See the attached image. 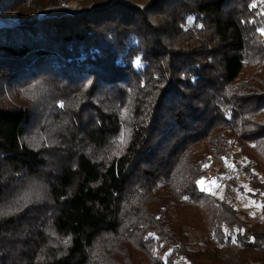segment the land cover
<instances>
[{
  "label": "trees",
  "instance_id": "trees-1",
  "mask_svg": "<svg viewBox=\"0 0 264 264\" xmlns=\"http://www.w3.org/2000/svg\"><path fill=\"white\" fill-rule=\"evenodd\" d=\"M140 2L0 0V264H264L197 183L236 155L264 198V10Z\"/></svg>",
  "mask_w": 264,
  "mask_h": 264
},
{
  "label": "rangeland",
  "instance_id": "rangeland-1",
  "mask_svg": "<svg viewBox=\"0 0 264 264\" xmlns=\"http://www.w3.org/2000/svg\"><path fill=\"white\" fill-rule=\"evenodd\" d=\"M149 0H141L142 6H144ZM257 7L262 8L264 10V0H257ZM264 12V11H263ZM17 13L16 12H0V28H9L12 26L17 25ZM251 68V69H250ZM255 66L252 69V67H245V74H250L255 72ZM253 71V72H252ZM25 99V100H24ZM23 102H25L27 105L32 106L35 104V99L31 96H25ZM38 108H42L43 106L40 103V106H37ZM34 120V125L32 126L31 132L29 136L30 138L34 136H38V130H41L40 128V119L41 116H36ZM29 138V139H30ZM33 142H37L34 141ZM244 159L240 158L239 156L234 155L231 162H229L226 168V165H222L219 167V169L216 168V170L212 173H208L207 176L199 181V189H204V192L209 193L210 195H214L219 200L225 199L226 194H228L230 197L233 198L234 204L236 208H238L243 216L241 217L244 220H263L264 219V212L262 209L264 208V198L261 199V195H257V200L253 199L251 196H249L250 188L245 182L243 176L241 174H237V177H235V184H236V190L234 191V194L224 188L226 184L224 182H227L226 178H230L233 176V171H231L232 168H234L235 172L239 169L242 163H244ZM224 169V170H223ZM225 171V172H224ZM227 172V173H226ZM226 176H225V174ZM220 177V178H219ZM29 183V184H28ZM28 184V185H27ZM24 189L26 187L27 192H32L34 190L38 191V187L34 184V182H28V179L24 181L23 185ZM36 188H35V187ZM30 197V196H28ZM262 201V202H261ZM263 212V213H262ZM178 262V261H176Z\"/></svg>",
  "mask_w": 264,
  "mask_h": 264
},
{
  "label": "snow or ice",
  "instance_id": "snow-or-ice-1",
  "mask_svg": "<svg viewBox=\"0 0 264 264\" xmlns=\"http://www.w3.org/2000/svg\"><path fill=\"white\" fill-rule=\"evenodd\" d=\"M197 183H199V181H198ZM201 190L203 191L204 189L202 188ZM150 235H151V234H150ZM233 243H235V240H233Z\"/></svg>",
  "mask_w": 264,
  "mask_h": 264
}]
</instances>
